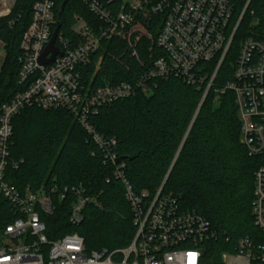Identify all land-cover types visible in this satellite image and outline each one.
<instances>
[{
  "label": "trees",
  "instance_id": "trees-1",
  "mask_svg": "<svg viewBox=\"0 0 264 264\" xmlns=\"http://www.w3.org/2000/svg\"><path fill=\"white\" fill-rule=\"evenodd\" d=\"M37 0H18L12 15L0 20V41L5 63L0 71V112L25 90L19 84L20 41L29 27ZM240 18L248 0H228ZM61 32L74 38V16L99 24L80 0H56ZM264 20V0H251L236 35L249 29L251 13ZM16 20L14 25H10ZM247 28V29H246ZM159 25H135L102 43L83 69L92 87L135 82L158 55L155 45ZM233 56V54H232ZM231 57V56H230ZM228 58L214 86L203 100L205 87L188 86L178 79L160 80L149 94H137L104 106L90 124L105 140L115 139L112 150L123 159L125 179L133 190L150 196L163 187L184 210H194L209 220L215 233L205 242L204 264H222L224 253L233 254L241 238L259 236L254 223V174L264 167V154L250 157L240 142V122L231 91L216 89L232 78ZM98 65V68H96ZM7 180L24 191L43 187L82 186L97 200L83 210V221H69L73 197H54L56 211L42 214L50 240L78 233L91 250L127 248L136 234L126 188L115 176V165L105 163L100 146L68 110L23 109L13 119ZM16 164L17 169L13 167ZM16 216L0 195V235Z\"/></svg>",
  "mask_w": 264,
  "mask_h": 264
},
{
  "label": "built area",
  "instance_id": "built-area-1",
  "mask_svg": "<svg viewBox=\"0 0 264 264\" xmlns=\"http://www.w3.org/2000/svg\"><path fill=\"white\" fill-rule=\"evenodd\" d=\"M99 24H89L74 16L73 39L59 31L56 47L62 53L51 64L41 58L54 36L58 18L56 0H37L29 27L20 41L17 93L0 112V195L16 216L0 235V264H204L203 244L215 233L208 219L194 210H184L179 202L163 195V187L150 196L137 194L125 179L123 161L112 150L116 140H105L90 124L101 108L139 93L149 94L160 80L178 79L188 86L205 87L203 100L214 86L227 59L232 78L216 89L217 98L231 91L240 122V142L250 157L264 154V20L251 13L249 30L235 44L243 16L234 22V6L228 0H80ZM18 0H0V20L9 18ZM12 20L10 25H14ZM159 25L155 45L158 55L153 65L135 82L106 84L93 88L83 69L108 41L135 25ZM4 44L0 41V52ZM233 54V56H232ZM48 55L47 58H50ZM98 68V65L97 67ZM68 110L92 140L105 163L115 165V176L126 188L136 234L125 249L91 250L78 233L50 240L42 214L54 215V197H73L69 221L79 225L83 210L97 200L82 186L43 187L19 190L7 180L13 119L25 108ZM18 168L16 164L13 165ZM254 223L259 236L241 238L233 254L224 253L222 264H264V167L254 174Z\"/></svg>",
  "mask_w": 264,
  "mask_h": 264
},
{
  "label": "water",
  "instance_id": "water-1",
  "mask_svg": "<svg viewBox=\"0 0 264 264\" xmlns=\"http://www.w3.org/2000/svg\"><path fill=\"white\" fill-rule=\"evenodd\" d=\"M65 4H66V2L61 6L60 11L58 13V16H57V18H58V24H57V27H56L54 36L52 38V41L49 44V46L46 49V51L44 52V54L42 55L41 63L44 64V65L51 64V63H53L55 61V59H56L57 56H62V53L56 47V39H57V36L59 34V31L61 30V27H62V24L60 22V15H61V13L64 10ZM48 55H51V57L50 58H47ZM122 161H123V159L121 158V159H119L118 163H121Z\"/></svg>",
  "mask_w": 264,
  "mask_h": 264
},
{
  "label": "rangeland",
  "instance_id": "rangeland-1",
  "mask_svg": "<svg viewBox=\"0 0 264 264\" xmlns=\"http://www.w3.org/2000/svg\"><path fill=\"white\" fill-rule=\"evenodd\" d=\"M128 2H131L132 0H127ZM250 25V24H249ZM247 29V28H246ZM249 29L247 30H244L240 33L241 36H239V40H238V43H240V41L243 40V38L245 37V32H247ZM5 55H4V51H1L0 52V71H1V68L4 66V63H5Z\"/></svg>",
  "mask_w": 264,
  "mask_h": 264
}]
</instances>
